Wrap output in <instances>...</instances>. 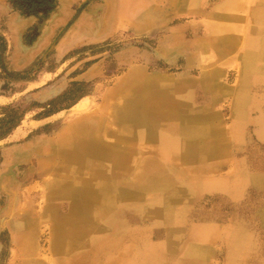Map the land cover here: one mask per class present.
<instances>
[{"label":"rangeland","instance_id":"rangeland-1","mask_svg":"<svg viewBox=\"0 0 264 264\" xmlns=\"http://www.w3.org/2000/svg\"><path fill=\"white\" fill-rule=\"evenodd\" d=\"M126 1L82 0L54 22L53 0L37 13L38 24L23 31L22 52L15 54L17 39L2 35L1 22L0 264H91L93 250L130 228L147 230L152 244L173 243L162 264H175L188 249L203 254L199 264H229L237 232L247 242V264H264V128L258 123L264 78L255 82L249 56L263 43L264 1L133 0L123 9ZM146 78L155 84L140 92L136 84ZM179 85L181 122L205 128L202 137L214 155L193 151V135L173 138L154 127L133 133L125 126L137 121L125 117L136 101ZM244 93L252 97L243 101ZM83 132L127 156L114 184L134 194L94 216L80 252L68 254L59 231L76 209L75 192L103 184L74 154ZM146 172L161 179L147 180ZM176 177L185 189L177 197ZM168 209L177 217L170 225L163 220ZM194 227L206 233L191 236ZM114 256L109 264L120 263L121 253Z\"/></svg>","mask_w":264,"mask_h":264},{"label":"bare ground","instance_id":"bare-ground-1","mask_svg":"<svg viewBox=\"0 0 264 264\" xmlns=\"http://www.w3.org/2000/svg\"><path fill=\"white\" fill-rule=\"evenodd\" d=\"M233 2H237V1L231 0L228 5L232 4ZM261 40L263 41V43L260 42L261 48L258 50V52L255 54H252V56L249 55L251 58L250 62L252 64L251 68H252V71H253V74L255 77L254 78L255 82L264 78V39H261ZM224 41H226V40L224 39ZM256 44H258V43H256ZM255 45H253V46H255ZM148 82H153L155 84V81H153L152 79L150 80V79L146 78V80H143V82H141V84L137 83L136 84L137 86L135 85L136 87H138L136 89H138L140 92L145 93L146 89L149 88ZM260 83H264V81H261ZM247 89H248V87H247ZM133 91L135 93V90H133ZM147 91H148L147 93H149L150 90H147ZM247 93H249V92H247ZM247 93L243 94V96H244L243 101H248V99H250V98H248V96L250 97L251 95H248ZM136 94H137V96H139L138 93H136ZM134 96L137 97L136 95H134ZM141 96L142 95H140L139 97H141ZM143 97H144V95H143ZM184 97H185V92H184L182 86H180V85L179 86H172V87H170V86L169 87H162V88H159L155 91H152L151 95L149 97V100L147 99V101H145V102L141 101L138 103L136 101L135 108H131V110L134 112V113L132 112V114L130 115L131 117L130 116L127 117V115H125L127 120H129L130 118H131V120H137V121L127 122L128 125H125V126H127L128 129H130L133 133H135L136 131L137 132H144V131L148 132L150 129H152V127H154L156 129L155 132L157 131V133H159V131H160V132H162V133H164L170 137H173V138L187 139L189 136L193 135V137H194L193 140L195 142V145L192 144L193 145L192 146L193 151L195 150L196 152L202 153L204 156L214 155L213 154L214 152L207 149V147L204 143L205 141H204L202 135L205 132L204 131L205 128L203 129V132H200V131L196 130L197 128H194L193 126H188L189 124L181 122V120H183V118H182L183 117V113H182L183 110H181V108L183 105V101L185 100ZM131 100H133V99H131ZM251 100H252V98H251ZM251 100H249V101H251ZM253 100H255V99H253ZM254 102H256V101H254ZM163 108H166L168 110H169V108L171 110L173 109V111L169 110L172 114H166V113H165L166 115L163 114L162 113V112H164V110H162ZM121 109L123 111L124 108H121ZM185 110H186V108H185ZM128 113L129 112H127V114ZM174 118H177L179 120L174 122ZM138 119H140V120H138ZM258 123L260 124V127L264 128V117H261V119H259ZM199 127H201V126H199ZM201 128H203V127H201ZM128 129L126 131V128H125L124 130L126 132H124V133H128ZM208 132H209V134H211V131L209 130V128H208ZM129 133H131V132H129ZM82 134L83 135H81L79 137L81 149L77 152H74V154L77 156V158L79 156H81L80 163L86 167V169L88 170V173L91 174L90 177L91 176L94 177L97 174H99V175L101 174V181L103 182V184L102 185L100 184L99 186H97L98 184L94 185L95 184V182H94V184H92L93 186L90 187L89 185H86L87 188L84 189L81 187L82 189L79 190V188H78V190L75 192L76 197L75 196L74 197L77 198V200H78L76 209L74 208V210L71 213V217L65 222V225H63V227H60V231H59V233L62 234L63 238H64L63 250L65 253H68V254H71L74 249L79 250L78 252H80V246L84 245L86 243V242H84V240L89 235H91L90 230H89L90 229L89 226L92 227V220H93L92 218L94 216L96 217L97 215L105 214V212L107 211L108 208L112 207L113 205H115L117 203L129 201V199H131L133 197V194H134L131 191L130 192H127V191L121 192L122 190H120V191H119V189L117 190V185L114 184L116 177H118L119 175H122L120 172H122V170L124 169L125 160L127 159V156L124 153H120L118 151H117V153H115V151L114 152L109 151L108 150L109 148L107 149V147L106 148L103 146L101 147L97 142H95L91 132H87V133L83 132ZM141 134H144V133H141ZM173 134H176V135H173ZM131 135H132V133H131ZM131 135H129V136L132 138ZM112 150H114V149H112ZM67 153H68V151H67ZM163 154H164V152H163ZM174 154H175V151H174L173 155ZM200 156L198 155L197 158H199ZM187 157H188V155H187ZM195 158H196V156H195ZM71 163H73V161H71ZM151 167L149 169H151ZM153 169H155V168H153ZM160 169H161V167L159 168V171H158L159 174L161 172ZM161 170H163V169H161ZM147 172H149V170ZM162 173H164V172L162 171ZM156 175H158V174H156ZM156 175H154L152 173L151 174L147 173V175L144 178L147 180L149 179L150 181H153L157 177L160 180L161 179L160 176H162V175H160V176H156ZM173 176H176V175H173ZM92 178H90L88 181H91ZM96 179H97V176H96ZM151 179H153V180H151ZM176 180L178 181L179 178L176 177ZM149 183H151V182H149ZM179 183L180 182L178 181V187H180V191L178 189H176V191L173 194L176 197L182 195L185 191L184 185L182 184V182H181V184H179ZM87 184H88V182H87ZM186 184H187V186H190L191 189H193V183L192 182L188 183L186 181ZM81 185H84V184H81ZM122 186H120V187H122ZM70 191L71 190H69V192ZM93 202L94 203L98 202L99 205L97 204V207L94 208L90 205ZM105 203H107V204L105 205ZM164 204L166 206H168L167 202H165ZM100 205H103V206H100ZM93 206H94V204H93ZM169 211L170 210L168 209V211L166 213L168 216L167 215H166V217L164 216L165 218L163 216L162 217L164 218L163 220H166V222H168L170 225V224H173L172 223L173 221L177 220L176 219L177 217L174 213H173L174 215L171 214V212L169 213ZM94 213H95V215H92ZM163 223H164V221H163ZM168 223H166V224H168ZM102 226H103V224H102ZM102 231H105V229ZM97 233H98V231H97ZM205 233H206L205 229L201 228V227H194L191 230V236L193 234L203 235ZM111 234H113V233H111ZM237 235L238 236H236V234L234 233L233 237L231 238V245L229 247V255L231 256V259L229 261V264H247V261H248L247 260V252H246L247 242H246L245 238L241 236V233L237 232ZM106 236H108V235H106ZM126 238L130 241L127 244L124 242V240H126ZM206 238H207V236L205 237V239ZM97 244H99V242ZM172 244L173 243H170L169 241H166L163 244H152L148 238L147 230L138 229V228H136V229L130 228V230L127 234H124V232L122 235L121 234L120 235L114 234L113 236H111V239H109V241H106L102 246H99L95 251L93 250L92 252H94V253H93L91 264H99L98 262H96V259H98V260L102 259L104 264H109L113 261L115 262L116 258L114 256V250L121 253V256L117 260V263L120 262L119 264H162V263H159L160 261H162V259H164L166 257H170L169 255H170V252L172 250ZM123 245H124V248H123ZM196 252H198V251H196ZM83 253L85 254V252L81 251V254H83ZM200 253L201 252H199V254L198 253L196 254V253H194V251H192V249L191 250L188 249L184 254L185 256L182 257L181 260L177 259L175 264H199L200 261L202 260V257H203V254L202 253L200 254ZM167 260H168V258H167Z\"/></svg>","mask_w":264,"mask_h":264},{"label":"crops","instance_id":"crops-1","mask_svg":"<svg viewBox=\"0 0 264 264\" xmlns=\"http://www.w3.org/2000/svg\"><path fill=\"white\" fill-rule=\"evenodd\" d=\"M52 2L53 0H33L29 4L28 0H0V29L2 28L1 22H3L6 27L4 28L5 32H3L2 35L6 36V38L8 39L10 34L13 36V40H15L16 37L17 48L15 49L14 54L22 52L21 47L23 46V31L26 30L29 26L38 24L37 13L51 6ZM80 2H82V0H57L55 9L51 12L54 19L53 21L56 22L60 19L65 18L68 14V7ZM131 3L132 5L135 4L133 0H131L129 3L128 0L124 2L122 6L123 9L126 7H130ZM16 6L20 9L26 8L29 13H33L32 16H29L28 14H24V16H22V13L18 10ZM12 31L14 34L12 33ZM9 46L11 45L9 44ZM3 98V96H0V102L1 100H3Z\"/></svg>","mask_w":264,"mask_h":264},{"label":"trees","instance_id":"trees-1","mask_svg":"<svg viewBox=\"0 0 264 264\" xmlns=\"http://www.w3.org/2000/svg\"><path fill=\"white\" fill-rule=\"evenodd\" d=\"M47 1V0H46ZM11 129H12V127L10 126V128L8 129V130H6L5 131V134L4 135H7V134H9L10 133V131H11Z\"/></svg>","mask_w":264,"mask_h":264},{"label":"water","instance_id":"water-1","mask_svg":"<svg viewBox=\"0 0 264 264\" xmlns=\"http://www.w3.org/2000/svg\"><path fill=\"white\" fill-rule=\"evenodd\" d=\"M257 128H258V123H257V121H256V129H255V133H256V136L258 137V132H257ZM264 136H262V138H263ZM259 138V137H258Z\"/></svg>","mask_w":264,"mask_h":264}]
</instances>
